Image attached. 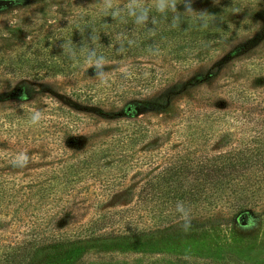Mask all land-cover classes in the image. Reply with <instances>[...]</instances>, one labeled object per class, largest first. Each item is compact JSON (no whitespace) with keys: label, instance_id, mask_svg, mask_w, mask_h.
Listing matches in <instances>:
<instances>
[{"label":"trees","instance_id":"trees-1","mask_svg":"<svg viewBox=\"0 0 264 264\" xmlns=\"http://www.w3.org/2000/svg\"><path fill=\"white\" fill-rule=\"evenodd\" d=\"M228 14L217 24L193 19L179 8L114 12L108 26L91 24L60 43L74 57L46 54L50 56L40 67L60 77L80 73L71 65L87 61L82 80H77L86 87L113 67L133 71L128 60L140 50L160 48L174 58L170 71L157 65L131 76L118 71L126 84L102 89L100 96L93 88L70 94L51 91L62 120L74 121V127L58 128L64 149L50 167L40 164L44 154L28 149L29 143L3 137L4 122L16 132L29 116L25 109L0 117V264H34L39 253L52 246L142 237L163 229L264 215V103L259 102L264 56L251 59L246 66L253 67L246 77L234 79L237 87L204 89L210 73L244 59L256 40L225 54L205 75L182 66L201 60L191 54L196 48L207 50V43L227 37L233 29L224 20ZM185 69L192 72L186 74ZM23 83L0 93V103L25 93ZM84 115L106 127L99 133L98 126L86 132ZM111 124L116 126L109 135ZM20 153L27 156L23 167L13 163ZM178 205L183 212L177 211ZM183 263L188 264L176 262Z\"/></svg>","mask_w":264,"mask_h":264},{"label":"rangeland","instance_id":"rangeland-1","mask_svg":"<svg viewBox=\"0 0 264 264\" xmlns=\"http://www.w3.org/2000/svg\"><path fill=\"white\" fill-rule=\"evenodd\" d=\"M168 8H179L193 19L204 14L206 19L217 24L223 14L229 13L224 20L229 21V27L233 29L228 32L227 37L223 36L217 43H213L214 40L207 41V50L199 47L193 50L191 54L199 57V62L193 65L182 64L183 67L189 65L193 73L205 75L207 69L213 67L225 54L233 53L235 49H243L250 39L257 42L244 59L238 58L228 63L225 68L210 73L204 84L206 91L237 87L234 79L238 81V78L246 77V71L253 67L246 66L252 62L251 59L264 56V0H0V93L14 91L20 82H24L23 86L26 87L25 93L15 96V100L0 103V117H6L7 114L16 116L19 112L15 109L20 108L25 109L23 111L29 115L16 127V132L11 131V126L4 122L3 137H11L13 143H29L28 149L36 148L44 154L42 158L45 161L40 164L50 167V161L59 157L64 149L62 134L58 128H62V125L69 129L74 127V121L66 123L62 120V115L57 111L59 106L51 100V91L70 94L79 89L89 92L93 88V94L100 96L102 89H119L126 84L127 79L121 78L118 75L120 72L121 75L131 76L133 71L136 73L140 69H152L151 65H157L166 71L172 70L171 65H168L174 54L160 48L140 50L138 55L128 60L134 64L131 66H134L133 71L113 67L112 72L109 70L97 80H92L89 84L91 87L77 81L82 80L80 77L88 65L87 61L83 65L77 62L71 65L80 73L60 77L51 68L40 67L42 60L50 56L46 54L58 52V56L68 54L69 57H74L60 43L71 33L81 32L91 24L108 26L114 12L124 15L125 11L153 12ZM189 8L192 11H188ZM99 27V30L102 29ZM100 32L103 38L105 34L101 30ZM132 36L136 37V34L133 33ZM192 71L185 69L186 74ZM228 77L234 78L227 79ZM259 92V102L264 103V89L261 88ZM28 104L36 110L25 106ZM36 112L41 114V120L32 124L31 116ZM81 119L87 125L84 128L86 132L94 131L95 126H98L95 132L99 133V129L106 127L95 125L85 115ZM115 126L107 125L109 135ZM174 143L172 149H175ZM127 182H130V178ZM137 260H163L170 264H176L177 261H186L188 264H264V215L257 219H239L221 225L163 229L142 237L52 246L41 251L34 264H126Z\"/></svg>","mask_w":264,"mask_h":264},{"label":"clouds","instance_id":"clouds-1","mask_svg":"<svg viewBox=\"0 0 264 264\" xmlns=\"http://www.w3.org/2000/svg\"><path fill=\"white\" fill-rule=\"evenodd\" d=\"M160 8L162 9V5L160 6ZM188 11H192V9L189 8ZM196 19L206 21V17L204 16V14H200L199 16L196 17ZM40 120H41V114L39 112H36L31 116V123L32 124H37ZM26 161H27V156L23 153H20L16 156L13 163L16 164L17 166L23 167V165H24V163H26ZM177 211L183 212V209L178 205ZM185 215H186V213H185Z\"/></svg>","mask_w":264,"mask_h":264}]
</instances>
